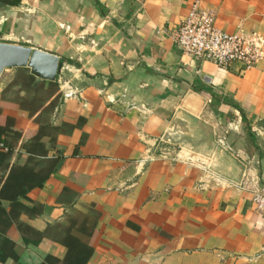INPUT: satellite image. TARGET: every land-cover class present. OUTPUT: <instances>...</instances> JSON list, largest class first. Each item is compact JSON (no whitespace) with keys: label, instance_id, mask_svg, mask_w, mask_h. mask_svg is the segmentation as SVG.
Masks as SVG:
<instances>
[{"label":"crops","instance_id":"1","mask_svg":"<svg viewBox=\"0 0 264 264\" xmlns=\"http://www.w3.org/2000/svg\"><path fill=\"white\" fill-rule=\"evenodd\" d=\"M195 3L264 41V0H0V42L63 63L0 77V264H264L239 187H264V61L184 58Z\"/></svg>","mask_w":264,"mask_h":264},{"label":"built area","instance_id":"2","mask_svg":"<svg viewBox=\"0 0 264 264\" xmlns=\"http://www.w3.org/2000/svg\"><path fill=\"white\" fill-rule=\"evenodd\" d=\"M214 21L212 11H204L199 3L194 4L172 36L184 58L212 62L223 70H230L234 65L253 70L264 61V41L260 36L231 35L216 28ZM4 148L0 142V150ZM239 187L251 195L254 210L264 218V187H252L246 177Z\"/></svg>","mask_w":264,"mask_h":264},{"label":"water","instance_id":"3","mask_svg":"<svg viewBox=\"0 0 264 264\" xmlns=\"http://www.w3.org/2000/svg\"><path fill=\"white\" fill-rule=\"evenodd\" d=\"M61 58L53 53L24 45L0 42V77L8 69L29 68L31 74L39 80L56 82L62 69ZM192 114L198 116L206 100L191 92L185 99ZM197 101V103H195Z\"/></svg>","mask_w":264,"mask_h":264},{"label":"trees","instance_id":"4","mask_svg":"<svg viewBox=\"0 0 264 264\" xmlns=\"http://www.w3.org/2000/svg\"><path fill=\"white\" fill-rule=\"evenodd\" d=\"M65 61L68 62V63H70V64L78 65V64H77L76 62H74V61H69V60H65ZM65 61H64V62H65ZM32 78L35 79L34 76H32ZM37 88H39V87H37V86L35 87V91H36V92H37ZM38 92H39V91H38ZM38 92H37V93H38ZM37 95H38V94H37ZM3 125H5V124H3V122H0V132H2ZM0 136H1V135H0ZM77 262H79L80 264H87L88 261H75L74 263L76 264Z\"/></svg>","mask_w":264,"mask_h":264},{"label":"rangeland","instance_id":"5","mask_svg":"<svg viewBox=\"0 0 264 264\" xmlns=\"http://www.w3.org/2000/svg\"><path fill=\"white\" fill-rule=\"evenodd\" d=\"M38 91H39V92H40V91H43V89H42V88H37V92H38ZM52 91H53V88L49 89L47 93H48L49 95H51V92H52ZM39 92H38V93H39Z\"/></svg>","mask_w":264,"mask_h":264}]
</instances>
